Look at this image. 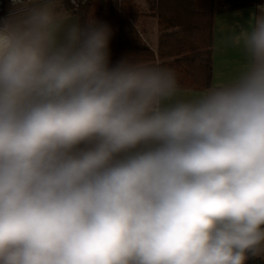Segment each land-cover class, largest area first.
I'll list each match as a JSON object with an SVG mask.
<instances>
[{"label":"clouds","instance_id":"9594fccd","mask_svg":"<svg viewBox=\"0 0 264 264\" xmlns=\"http://www.w3.org/2000/svg\"><path fill=\"white\" fill-rule=\"evenodd\" d=\"M220 32L238 68L187 93L65 0H8L0 264L264 259V4Z\"/></svg>","mask_w":264,"mask_h":264},{"label":"trees","instance_id":"16d2710c","mask_svg":"<svg viewBox=\"0 0 264 264\" xmlns=\"http://www.w3.org/2000/svg\"><path fill=\"white\" fill-rule=\"evenodd\" d=\"M214 0H146L149 12H140L134 0H85L73 7L65 0L69 12L82 19L94 17L107 24L110 64L128 57L142 63L170 68L182 89H206L212 73V25ZM228 9L259 4L261 0H221ZM141 15L156 18L160 30L155 53L143 44L136 26ZM159 60V61H158ZM251 263L260 258L249 259Z\"/></svg>","mask_w":264,"mask_h":264},{"label":"crops","instance_id":"0c3cea01","mask_svg":"<svg viewBox=\"0 0 264 264\" xmlns=\"http://www.w3.org/2000/svg\"><path fill=\"white\" fill-rule=\"evenodd\" d=\"M214 16H213V25H212V73H211V82L210 86L217 82L218 79L226 77L234 72L240 62L241 58L239 54L233 50H228L224 54H218L214 50V44L216 39L222 34L220 28L227 25L228 23H233L236 21L243 22L247 20L249 13L255 10V5L246 6L238 9H228L221 0H214ZM137 8L140 12L147 13L149 12L148 3L146 0H140V3L135 2ZM259 4H264V0H261ZM239 13V15H237ZM136 26L140 33L141 40L143 44L147 45L155 53L158 49V40L160 35V30H158V25L156 18L146 15H141L138 17ZM159 61V60H158ZM187 93H194L203 89H183ZM262 259V258H261ZM246 264H257V261L251 263L249 260L246 261ZM264 264V262L262 263Z\"/></svg>","mask_w":264,"mask_h":264},{"label":"built area","instance_id":"2783aa9c","mask_svg":"<svg viewBox=\"0 0 264 264\" xmlns=\"http://www.w3.org/2000/svg\"><path fill=\"white\" fill-rule=\"evenodd\" d=\"M73 7H77L79 2L85 0H76V5L74 6L71 0H67ZM8 11V0H0V16L4 15Z\"/></svg>","mask_w":264,"mask_h":264},{"label":"rangeland","instance_id":"374dc122","mask_svg":"<svg viewBox=\"0 0 264 264\" xmlns=\"http://www.w3.org/2000/svg\"><path fill=\"white\" fill-rule=\"evenodd\" d=\"M134 1L140 3V0H134ZM260 261L264 262V259L260 258Z\"/></svg>","mask_w":264,"mask_h":264}]
</instances>
